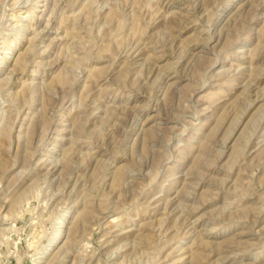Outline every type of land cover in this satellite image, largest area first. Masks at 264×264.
Wrapping results in <instances>:
<instances>
[{"label": "rangeland", "instance_id": "obj_1", "mask_svg": "<svg viewBox=\"0 0 264 264\" xmlns=\"http://www.w3.org/2000/svg\"><path fill=\"white\" fill-rule=\"evenodd\" d=\"M0 264H264V0H0Z\"/></svg>", "mask_w": 264, "mask_h": 264}]
</instances>
